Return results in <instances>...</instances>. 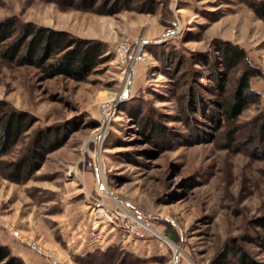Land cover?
<instances>
[{"label":"rangeland","instance_id":"374dc122","mask_svg":"<svg viewBox=\"0 0 264 264\" xmlns=\"http://www.w3.org/2000/svg\"><path fill=\"white\" fill-rule=\"evenodd\" d=\"M69 1L0 0V22L13 24L0 43V104L29 121L0 153V239L27 263L264 264L253 223L264 215V157L228 135L243 139L264 109V19L244 0ZM27 23L99 43L100 61L85 78L20 63L3 51ZM227 44L242 55L225 94L256 70L260 98L217 121L208 114L223 95L210 76L226 68ZM51 134L62 145L10 178L9 162ZM137 211L148 226L133 225Z\"/></svg>","mask_w":264,"mask_h":264},{"label":"trees","instance_id":"16d2710c","mask_svg":"<svg viewBox=\"0 0 264 264\" xmlns=\"http://www.w3.org/2000/svg\"><path fill=\"white\" fill-rule=\"evenodd\" d=\"M88 1L87 3L85 2L83 7H93L97 3V0ZM244 1L259 17L264 19V0ZM68 3L70 5L75 4L76 0H70ZM114 6L109 11H116L117 8ZM12 26L13 24L9 20L0 22V43L12 35ZM224 47L223 51L227 57L224 56L221 63H225L226 68L222 71L215 69L210 76L216 81L220 93L223 95V98L218 103L221 109L220 112L212 114L210 110L208 114L210 119L217 121L221 119L219 117L227 119L238 117L243 109L260 98V93L250 85L251 77L258 74L256 70H246L243 72L235 90L230 94H225L228 68L231 64L233 65L238 62L242 54L237 52L230 44ZM3 53L9 57H16L20 53L17 57L20 63L45 65L52 74L66 73L76 78H85L100 61L102 47L95 41L75 37L64 30L27 23L20 36L12 41L4 49ZM53 54H56V56L50 60ZM201 61L207 63L204 60H199V62ZM198 110L196 108V111ZM28 123L27 116L23 112L4 110L0 104V153L6 152L18 141L22 132L27 128ZM248 123L249 131L243 139L237 140L236 132L238 128H233L229 131V145L233 144L239 150H247L254 157H264V109L260 110ZM151 129L154 132L160 130L155 124L151 125ZM161 134H165V130H162ZM64 139V135L51 134L42 140H38L35 143V147L30 148L23 157L9 162V166H11L8 174L9 177L15 180L28 177L38 167L41 157L48 151L62 145ZM253 223L262 228L258 242L264 248V215L256 218ZM108 252L105 250L101 254L106 257ZM239 253L241 261H248V253L246 251L240 249ZM251 262L259 264L255 261ZM0 264L28 263L21 255L13 252L9 244L0 239Z\"/></svg>","mask_w":264,"mask_h":264},{"label":"built area","instance_id":"2783aa9c","mask_svg":"<svg viewBox=\"0 0 264 264\" xmlns=\"http://www.w3.org/2000/svg\"><path fill=\"white\" fill-rule=\"evenodd\" d=\"M138 41V40H137ZM141 41L146 42L145 39H142ZM138 213L136 215H134L133 213H131V215L133 216V219H135V224H133L134 226H138V225H143V226H148V224L143 220L144 216L147 214L145 212L142 211H137ZM140 215H142V217H139ZM111 219V218H110Z\"/></svg>","mask_w":264,"mask_h":264},{"label":"crops","instance_id":"0c3cea01","mask_svg":"<svg viewBox=\"0 0 264 264\" xmlns=\"http://www.w3.org/2000/svg\"><path fill=\"white\" fill-rule=\"evenodd\" d=\"M18 252H19V251H18ZM19 253H21V252H19ZM28 263H29V264H44V263L41 262L39 259H37V258H35V257H33V256H31V257L29 258Z\"/></svg>","mask_w":264,"mask_h":264},{"label":"bare ground","instance_id":"6f19581e","mask_svg":"<svg viewBox=\"0 0 264 264\" xmlns=\"http://www.w3.org/2000/svg\"><path fill=\"white\" fill-rule=\"evenodd\" d=\"M131 75H132V73H130ZM122 96V94H116V95H114V97H113V101L114 100H118L120 97ZM106 193H109L107 190H106ZM99 216H101V215H99ZM162 239H164V240H167V238L166 237H164L163 235H159ZM168 241V240H167Z\"/></svg>","mask_w":264,"mask_h":264}]
</instances>
